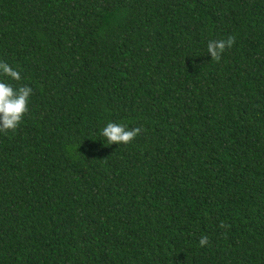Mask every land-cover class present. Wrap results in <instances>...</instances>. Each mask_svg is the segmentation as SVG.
Returning <instances> with one entry per match:
<instances>
[{"label":"trees","instance_id":"16d2710c","mask_svg":"<svg viewBox=\"0 0 264 264\" xmlns=\"http://www.w3.org/2000/svg\"><path fill=\"white\" fill-rule=\"evenodd\" d=\"M0 61V264H264V0H0Z\"/></svg>","mask_w":264,"mask_h":264},{"label":"clouds","instance_id":"9594fccd","mask_svg":"<svg viewBox=\"0 0 264 264\" xmlns=\"http://www.w3.org/2000/svg\"><path fill=\"white\" fill-rule=\"evenodd\" d=\"M235 43V37L230 35L226 39L210 40L207 44V52L211 60L219 62L222 53L230 49ZM0 75L20 81L21 75L6 62L0 61ZM32 88L28 85L14 87L13 84L0 80V132L14 131L28 112V104L32 95ZM144 129L136 127L129 129L125 124L108 122L102 129L101 135L106 138L108 144H129ZM221 228L227 227L221 221ZM201 247L208 244V237L202 236L199 240Z\"/></svg>","mask_w":264,"mask_h":264}]
</instances>
